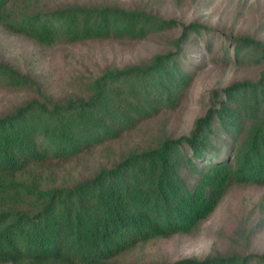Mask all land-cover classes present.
I'll return each instance as SVG.
<instances>
[{
	"label": "trees",
	"instance_id": "obj_1",
	"mask_svg": "<svg viewBox=\"0 0 264 264\" xmlns=\"http://www.w3.org/2000/svg\"><path fill=\"white\" fill-rule=\"evenodd\" d=\"M181 27L172 48L105 68L59 97L43 73L0 56V264H130L156 240L194 236L237 187L264 188V69L211 90L186 135L147 126L192 85L187 50L214 30L111 2L0 0V28L44 48L146 41ZM223 61L264 65V41L239 34ZM143 128H146L142 131ZM141 146L115 149L132 134ZM131 264H264V254Z\"/></svg>",
	"mask_w": 264,
	"mask_h": 264
},
{
	"label": "rangeland",
	"instance_id": "obj_2",
	"mask_svg": "<svg viewBox=\"0 0 264 264\" xmlns=\"http://www.w3.org/2000/svg\"><path fill=\"white\" fill-rule=\"evenodd\" d=\"M70 0H56V2ZM111 2L127 8H140L181 24L198 23L214 30L212 50L199 37L189 47L188 60L194 78L179 109L154 120L147 129L156 133L186 135L208 102V93L225 88L234 81L254 80L264 69L248 63H225L222 46L239 34L264 41V0H81ZM181 27L154 35L146 41L90 42L75 46L41 48L28 40L7 34L0 28V56L21 67L37 68L47 81L54 97L78 90L80 81L105 68H122L149 60L154 54L172 48L170 42ZM264 64V63H263ZM17 97L0 93V108L14 103ZM146 128H143L145 130ZM132 134L115 149L145 145L148 134ZM220 254H264V188L237 187L231 190L213 217L194 236H174L156 240L126 256L125 263L175 262L185 258L203 260Z\"/></svg>",
	"mask_w": 264,
	"mask_h": 264
}]
</instances>
